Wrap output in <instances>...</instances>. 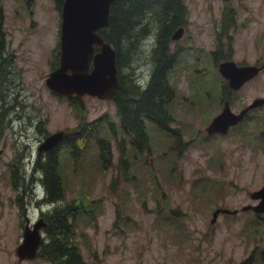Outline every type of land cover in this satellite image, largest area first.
Instances as JSON below:
<instances>
[{"label": "rangeland", "instance_id": "374dc122", "mask_svg": "<svg viewBox=\"0 0 264 264\" xmlns=\"http://www.w3.org/2000/svg\"><path fill=\"white\" fill-rule=\"evenodd\" d=\"M183 2L189 11L187 28L180 41L171 44V49L180 45L183 54L169 78L175 92L171 127L183 134V150L170 149L173 141L161 131H152L148 123L150 150L136 153L128 148L129 169L121 178L115 177L117 143L127 137L118 128L113 100L83 95L80 103H72L45 86L59 51L60 12L54 1L1 0L7 50L14 55L17 72L5 89L4 107L17 106L0 119V264H49L39 257L19 262L15 253L26 221L53 209L42 202L37 148L46 136L76 130L80 123L101 116L117 130L112 136L103 125L98 136L111 142V166L101 165L95 140L78 161L66 153L61 162L63 203L77 207L73 231L86 264H235L251 252L256 264H264L259 254L264 247V213L257 218L242 209L257 203L252 193L264 184V104L226 135L206 132L222 109L220 92L226 84L217 66L221 62H212L209 53L212 19H218L217 11L227 2L235 16V25L228 30L231 61L262 65L264 0ZM195 47L205 49L192 62ZM147 51L139 46L130 65L145 75L135 83L138 88L151 71ZM233 92L230 105L237 112L253 99L264 98V68ZM1 104L0 100L2 109ZM11 163L16 164L13 169L19 178L24 177L22 183L12 185ZM216 208L237 213H221L212 223Z\"/></svg>", "mask_w": 264, "mask_h": 264}, {"label": "trees", "instance_id": "16d2710c", "mask_svg": "<svg viewBox=\"0 0 264 264\" xmlns=\"http://www.w3.org/2000/svg\"><path fill=\"white\" fill-rule=\"evenodd\" d=\"M53 1L61 14L64 0ZM225 8L224 16H229V18L222 20L219 33L225 31V27L229 28L234 25L232 7L225 2ZM187 15V7L183 0H114L110 6L107 26L99 33L115 51L114 60L119 87L113 102L120 117V131L127 137L120 142L117 141L120 156L115 177L124 178L127 174L129 169L128 148L136 153H142L145 150L149 152L150 138L147 133L149 122L151 127L153 124L157 127H154L155 129L171 135H166L173 141L170 149L176 148L178 153L183 150L185 142L176 133L178 131L171 127L173 122L171 101L175 92L169 78L179 56L170 52L169 46L172 42V33L179 27L187 26ZM4 20V9L0 0V100L3 102L2 109L9 112L17 105L4 107V103H6L5 89L13 83L17 72H15L13 64L14 55L12 51L8 52L7 50ZM141 45L148 50L147 56L151 62V71H149L145 84L138 88L135 83L144 74L139 75L136 71L131 70L130 65L137 56L138 48ZM58 55L59 51L58 54H55L56 61ZM53 67H56V64ZM125 68L127 71L131 70L130 73L126 74L123 71ZM16 98L15 94V104H17ZM71 102L80 103V99ZM2 109L0 108L1 120L5 118V112ZM84 125L89 128L85 131L76 128V133H72V137L71 135L64 137L67 140L66 144L73 145L72 153L68 152L70 159L74 162L81 159L95 140L99 149L100 163L104 168H108L112 164V145L110 141L98 136H100L103 125L109 128L112 136L117 133V130L115 131L113 123L104 116ZM75 141H77V146L73 144ZM64 150L58 147L54 153L47 152L38 159L35 165L42 179V202L52 205L53 209L49 214L56 216L55 219L49 220L48 225L44 226L45 228L43 227L45 238L39 247L37 257L49 264H86L76 244V235L73 231L77 225V207L72 203H63L65 192L61 176V162L66 156ZM10 166L12 185H16L18 180L22 183L24 177L19 178L17 175L16 164L11 163ZM120 166L122 167L121 173ZM116 184L117 182L113 183V185ZM255 217L258 218L259 215L255 214ZM259 254L264 258V247ZM256 263L255 254L251 252L246 258L235 264Z\"/></svg>", "mask_w": 264, "mask_h": 264}, {"label": "water", "instance_id": "95a60500", "mask_svg": "<svg viewBox=\"0 0 264 264\" xmlns=\"http://www.w3.org/2000/svg\"><path fill=\"white\" fill-rule=\"evenodd\" d=\"M113 1L64 0L60 14L59 64L45 79V86L50 92L64 98L73 95L78 99H82L83 95L95 96L103 100L113 98L118 85L115 51L99 33L107 26ZM181 35L182 31L179 29L172 35V39H179ZM261 68L262 66L255 65L237 66L233 61H224L219 64V72L233 89H238L253 78ZM263 104L264 98H257L239 114H233L226 104L223 111L209 123L206 131L226 133L229 126L240 120L248 109ZM67 134L69 133L65 131L50 134L39 145L38 150L53 148ZM252 196L258 200L257 203L246 205L242 209H251L255 214L264 213V184L254 191ZM236 212L237 210L228 208H216L212 213L211 222L213 223L220 213ZM43 226L45 223L42 220L35 222L32 227L28 222L25 224L22 241L15 250L19 262L37 257Z\"/></svg>", "mask_w": 264, "mask_h": 264}, {"label": "flooded vegetation", "instance_id": "af4514ba", "mask_svg": "<svg viewBox=\"0 0 264 264\" xmlns=\"http://www.w3.org/2000/svg\"><path fill=\"white\" fill-rule=\"evenodd\" d=\"M226 10V8L225 7H223L222 9H220V10H218L217 11V18L218 19H216L215 17H213V19H212V25H213V27H214V33H213V39H212V44H211V49L209 50V53H210V56H211V60H212V62H214V61H217V62H224V61H231V58H232V56H233V54H232V46H233V43H232V41H231V35H230V33H228V30L229 29H233V27L231 26V27H225V31H221L220 33H219V31L221 30L220 29V26H221V24H222V20H226V19H228L229 18V16H224V11ZM188 11V10H187ZM213 11V10H212ZM187 17L189 18V11H188V15H187ZM234 14H233V18L232 19H234ZM188 24V23H187ZM234 25H235V22H234ZM225 26H226V22H225ZM182 28V29H181ZM186 26H182V27H179L178 29H176L173 33H172V35L176 32V31H178L179 29L182 31V35H183V33H184V31L186 30ZM182 35H181V37H182ZM181 37L179 38V39H176V40H173L172 39V36H171V40H172V42H171V44L172 43H175L176 41H180V39H181ZM171 44H170V52H172V53H176L178 56H180L181 54H183V51H182V47H180V45H176L175 46V48L174 49H171ZM191 44V41L190 42H188V47H189V45ZM96 49V48H95ZM203 49H205V48H200V47H195V49L192 51V62H195V60H196V58H197V55L199 54L198 52L199 51H201V50H203ZM59 55H60V48H59ZM59 55H58V57H57V61H56V67L58 66V64H59ZM237 65H239V66H247V65H251V64H237ZM254 65H257V64H254ZM217 66H219V63H218V65ZM260 66H262V68L259 70V71H261L263 68H264V64H262V65H257L256 67H260ZM56 67H54V68H56ZM258 71V72H259ZM117 79H118V77H117ZM226 81V80H225ZM228 81V80H227ZM226 81V84H225V87H224V89H223V92H222V89H221V92H220V94H222V102H223V106H222V109H221V111L220 112H218L215 116H217L219 113H221L222 111H223V109L225 108V105L227 104L228 105V107H229V109H230V111L233 113V114H239L245 107H247L248 105H250L255 99H257V98H255V99H253L250 103H248L247 105H245L244 107H242L240 110H238V112L236 111V109H234L233 108V105H230V101L231 100H233L232 99V94H234V93H236V92H233V91H235V90H239L244 84H242L241 85V87H239L238 89H233V88H231L230 86H229V84H228V82ZM248 82V81H247ZM119 87V79H118V85H117V88ZM117 88H116V93H115V96H116V94H117ZM232 91V92H231ZM114 96V97H115ZM113 97V98H114ZM69 100H75V99H78L75 95H73V96H71L70 98H68ZM113 100V99H112ZM169 105H170V103H169ZM255 108H257V107H253V108H250V109H248L245 113H244V115H243V117L240 119V120H238L235 124H233V125H231V126H229V128L227 129V132L226 133H222L221 131H215V132H213V133H211V134H209V135H218V134H221V135H226L227 133H228V131L230 130V129H232V128H234V127H238V126H240L242 123H243V121L247 118V115L251 112V111H253ZM3 111H4V109H2ZM5 112V111H4ZM7 113H8V111L7 112H5V117H6V115H7ZM214 116V117H215ZM213 117V118H214ZM7 118V117H6ZM212 118V119H213ZM4 119V118H3ZM7 120V119H6ZM95 120H97V119H95ZM95 120H93V121H95ZM7 121H9V119L7 120ZM212 121V120H211ZM210 121V122H211ZM150 123V122H149ZM150 125H151V123H150ZM119 129H120V117H119ZM157 128L155 125H153L152 124V127H151V129H152V131H157L158 129H155V128ZM77 128H81V131L82 130H86V129H88L89 127H86L85 125H84V123H82V124H79V126L77 127ZM207 128V127H206ZM78 129V130H79ZM150 129V130H151ZM173 129H176V128H173ZM77 130V131H78ZM177 130V129H176ZM159 131V130H158ZM157 131V132H158ZM178 131V130H177ZM65 132H68V133H71V134H67V136L66 137H68V136H70L71 135V137H72V135L73 134H75L76 132H75V130H72V131H65ZM163 132V131H162ZM73 133V134H72ZM165 135H170L169 133H167V132H163ZM176 133H178L179 134V137H180V139L183 141V134L181 133V131H178V132H176ZM208 133V132H207ZM49 135V134H48ZM171 136V135H170ZM47 137V136H46ZM45 137V138H46ZM65 137V138H66ZM44 138V139H45ZM65 138L64 139H62V140H60V142H58L59 144H56L53 148H51V149H49V150H46V149H43V150H38V148H37V159H39V158H41V157H43V155H45L47 152H56V149L58 148V147H60V149L61 150H64L67 154H68V152L69 153H72V147H73V145L72 144H66V142L65 141H67V140H65ZM42 142V141H41ZM40 144V143H39ZM74 144V146H77V141H75V143H73ZM39 147V146H38ZM231 210V209H230ZM246 211H248V210H246ZM250 211H252L251 209H250ZM51 213V212H50ZM237 213V212H236ZM236 213H232V214H236ZM222 214H224V213H222ZM259 215V214H258ZM28 218V217H27ZM55 219L56 218V216L55 215H53V214H49V213H45V212H43V211H40V214L39 215H37V217L34 219V220H29V221H26V223L28 222V224H29V226H33V224L35 223V222H37L38 220H42L44 223H46L45 224V226H47L48 225V223H49V220L50 219ZM25 227V226H24ZM44 227V226H43ZM42 227V228H43ZM41 228V229H42ZM45 228V227H44ZM44 228L41 230V235H42V241L44 240V238H45V231H44ZM42 241H41V243H42ZM41 243H40V245H41ZM40 247V246H39Z\"/></svg>", "mask_w": 264, "mask_h": 264}]
</instances>
